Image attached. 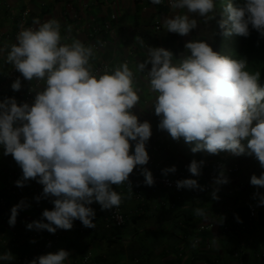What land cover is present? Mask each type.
<instances>
[{
  "label": "clouds",
  "instance_id": "obj_1",
  "mask_svg": "<svg viewBox=\"0 0 264 264\" xmlns=\"http://www.w3.org/2000/svg\"><path fill=\"white\" fill-rule=\"evenodd\" d=\"M162 2L151 0L154 5ZM168 3L174 14L163 18L162 25L170 33L187 36L197 29L198 20L192 16L203 18L205 24L215 18V0ZM223 13L226 19L217 21L223 36L247 38L253 29L264 37V0H242L237 6L229 2ZM32 23L34 27L20 26L15 43L0 47V53L6 52V62L24 80L36 81L30 89L35 92L31 103L18 104L15 98L0 102V146L22 170L16 186L35 180L43 186L36 200L52 198L54 205L43 211V219L28 223L27 229L54 234L57 229L71 230L75 220L95 228L96 213L90 205L98 203L102 211L119 208L133 194L129 177L138 166L144 184L154 185L152 172L144 167L150 160L146 145L151 124L141 122L133 112L141 102L136 73L144 74L154 96L151 106L160 118L159 129L173 140L194 143L192 153L254 156L264 169V84L260 71L248 69L246 58L234 59L214 51L205 40H192L185 44L187 54L174 60L170 50L147 46L137 36L136 42L147 53L135 72L126 61L99 71L93 63L94 45L62 36L57 19L41 22L35 18ZM21 87L20 78L11 85L14 91ZM131 142H135L134 151ZM204 163L193 159L188 171L199 177ZM176 171L172 166L162 173L167 176ZM229 182L221 170L213 179L217 187L212 199L219 200V186ZM250 184L264 188V172L253 174ZM114 185H127V197L114 190ZM176 187L204 190L191 178L176 181ZM256 195L264 206V194ZM24 207L22 200L11 208L10 226ZM193 214L208 219L204 208H195ZM197 243L192 241V247ZM211 243L217 245V239ZM69 256L60 249L40 255L30 264H65ZM13 260L11 252L0 254V261Z\"/></svg>",
  "mask_w": 264,
  "mask_h": 264
},
{
  "label": "crops",
  "instance_id": "obj_2",
  "mask_svg": "<svg viewBox=\"0 0 264 264\" xmlns=\"http://www.w3.org/2000/svg\"><path fill=\"white\" fill-rule=\"evenodd\" d=\"M26 10L28 14L23 21ZM112 14L115 20L110 22V29H104V23ZM173 14L165 0L160 5L152 4L151 0H0V47L16 42L21 25L34 27L32 22L35 18L41 22L54 18L61 24L62 36L74 37L86 45L95 46L96 59L93 63L96 70L111 69L126 61L135 72L137 63L143 62L147 53V49L136 42V37H141L147 46L167 49L165 40L170 32L164 30L162 21ZM192 18L201 19L198 16ZM155 24H159V30L154 29ZM191 36L192 32L182 36L184 43ZM181 54L178 57L173 55L174 60L180 59ZM17 78L21 79L22 87L14 91L11 85ZM135 78L141 102L133 112L141 122H150L152 135L149 141L160 147L159 158L164 168L175 166L177 169L183 162L191 163L195 159L205 161L201 169L205 171V165L213 167L222 160L224 166L236 167L237 171L225 174L230 182L219 186V200L211 196L217 187L214 183L211 192L201 196L191 192L177 195L171 190L157 188L153 192L145 191L144 212H140L139 203L132 196L123 200L126 222L121 228L106 230L101 217L95 215L93 222L96 227H85V233L79 234L78 227L82 223L75 220L71 230L57 229L60 240L53 252L60 249L68 251L70 256L65 264H85V257H89L86 264H190L201 261L237 264L233 250L243 249L244 264H259L258 252L264 249V206L259 205L256 194H264V188L251 185L250 178L253 174L259 176L264 169L260 168L254 156L236 157L229 152L218 155L205 151L192 153L194 143H186L183 138L173 140L158 127L160 118L151 106L154 96L148 91L144 74L136 73ZM35 86L36 81L24 80L6 62V52L0 53V102L15 98L19 103L25 92ZM21 176L20 167L11 155H4L0 146V198L5 199V203L0 204V254L11 252L14 256L13 261H2V264H17L16 256L29 249L27 235L30 229H27V224L43 219V211L54 207L52 198L36 200L41 196L43 186L35 180H29L24 187H20L19 195L12 194L11 190L17 188L15 182ZM123 194L127 197V192ZM22 200L27 207L19 210L15 225L10 226L11 208ZM197 207L208 212L207 220L193 214ZM250 209L256 211V219L244 230L240 223L246 222ZM44 222L47 223L46 220ZM209 224H213L212 227L200 229ZM227 224H231V233L222 231ZM196 237L200 239V244L193 248L192 241ZM214 237L217 245L211 243ZM11 243L17 245L11 247ZM205 243H210L213 248L205 250Z\"/></svg>",
  "mask_w": 264,
  "mask_h": 264
},
{
  "label": "built area",
  "instance_id": "obj_3",
  "mask_svg": "<svg viewBox=\"0 0 264 264\" xmlns=\"http://www.w3.org/2000/svg\"><path fill=\"white\" fill-rule=\"evenodd\" d=\"M166 4L169 6L168 0H165ZM28 14V11H24L22 20L24 21L26 19V15ZM115 20V15L112 14L110 16L109 21L105 22L103 27L104 29H110V22ZM33 27V26H30ZM155 30H159L160 26L159 24L154 25ZM31 88H29L25 94L23 99L18 103H24L28 102L31 103L34 100V92L30 91ZM132 143V151H134V144ZM146 150L149 154L150 160L148 165H145L148 170H150L154 177V185L153 186H147L144 184V177L141 175V168L138 166L136 169H134L133 173L130 174V181L132 183V197L139 203V210L142 208V206L145 205V191H155L156 188H163L166 190H171L172 192L180 195L185 192H191L193 195L198 196L200 194L209 193L212 188L213 179L216 177L222 168L224 171V174H233L237 171L236 167H226L225 164L221 161H217L213 167L210 166H204L206 169L205 171L201 170V175L199 177L192 176V174L188 171V165L190 162H183L180 167L177 168V171L175 173H169L167 176H165L162 173V170L165 169L162 165L160 156V148L158 145L151 143L150 141L147 142ZM196 179L198 183L204 188L203 191L200 190H190V189H177L176 187V181L182 180V179ZM114 190L117 192L123 193L127 192V185H123L120 187L113 186ZM20 187H17L14 190H11L12 194L19 195L20 193ZM4 197L0 198V204H4ZM96 213V215L101 217L102 220V226L106 230L111 229H118L124 226L126 222V215L123 210V203L119 206V208H113L111 210H101V207L98 203H93L90 205ZM256 219V211L254 209L249 210V216L244 223H240V227L244 230L248 229L252 223ZM213 224H209L208 226H201L200 229H207L208 227H212ZM222 231L224 233H231L233 230L231 228L230 224L225 225L222 228ZM79 232L81 234L84 233V228H80ZM60 240V234L55 232L53 233H43L42 230H36L31 229L29 234L27 235V242L29 249L18 254L16 257L17 264H30V262L34 259L39 257L40 255L47 254L49 252H53L57 242ZM194 240H198L197 245L200 244V239L196 237ZM193 240V241H194ZM17 245L16 243H11L10 246ZM204 249L209 251L213 248V246L209 243L204 244ZM244 250L243 249H235L233 250V257L236 259L237 264H244ZM258 258L260 264H264V249L258 252ZM83 262L86 264L89 262V257H85ZM0 264H2V261H0ZM190 264H210L207 261H201L199 263L191 262Z\"/></svg>",
  "mask_w": 264,
  "mask_h": 264
},
{
  "label": "trees",
  "instance_id": "obj_4",
  "mask_svg": "<svg viewBox=\"0 0 264 264\" xmlns=\"http://www.w3.org/2000/svg\"><path fill=\"white\" fill-rule=\"evenodd\" d=\"M229 2L233 3L234 6H237L242 2V0H215L216 5L221 9V11L213 21L214 24L209 44L214 51H217L222 55H226L234 59H240L242 57L246 58L248 61V69L253 72L260 71V82L264 84V37H261L260 34L253 29H250V35L247 38L235 34L225 37L222 35L223 30L218 27L217 21L220 19H226V16H224L223 13V6ZM191 32L193 36L190 37L189 40L187 39L185 43L192 40H200L196 35L194 36V30ZM165 41L168 47L167 50H170L174 56L178 57L181 53L187 54L185 43L181 35L169 33ZM159 151L161 154V149ZM204 194H200L198 196ZM145 205L140 208V212H144ZM80 228H84L85 233L86 230L82 224L78 227V232ZM79 234L81 233L79 232Z\"/></svg>",
  "mask_w": 264,
  "mask_h": 264
},
{
  "label": "rangeland",
  "instance_id": "obj_5",
  "mask_svg": "<svg viewBox=\"0 0 264 264\" xmlns=\"http://www.w3.org/2000/svg\"><path fill=\"white\" fill-rule=\"evenodd\" d=\"M220 11L221 9L216 5L215 18L219 14ZM215 18L212 21H210L208 24H205L203 22V18H201L198 21V27L195 31L194 36L196 35L200 40H205L207 43H210V36L212 33L213 24H214L213 21L215 20ZM186 162H189V161H186Z\"/></svg>",
  "mask_w": 264,
  "mask_h": 264
}]
</instances>
